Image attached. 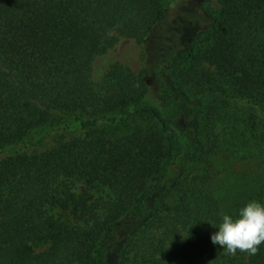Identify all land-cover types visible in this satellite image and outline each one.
<instances>
[{
  "label": "trees",
  "instance_id": "trees-1",
  "mask_svg": "<svg viewBox=\"0 0 264 264\" xmlns=\"http://www.w3.org/2000/svg\"><path fill=\"white\" fill-rule=\"evenodd\" d=\"M201 7L150 86L164 0H0V264H264L211 243L205 185L208 154L264 153V0Z\"/></svg>",
  "mask_w": 264,
  "mask_h": 264
},
{
  "label": "rangeland",
  "instance_id": "rangeland-1",
  "mask_svg": "<svg viewBox=\"0 0 264 264\" xmlns=\"http://www.w3.org/2000/svg\"><path fill=\"white\" fill-rule=\"evenodd\" d=\"M204 1L206 0H164L166 18L154 25L146 42L139 45L138 55L133 61V67L136 68L141 65L149 66L150 86L156 85L154 66L164 64L166 57L169 58L173 52L186 47L188 39L205 26L207 16L201 7ZM209 2L214 4L215 0ZM189 94L197 96L192 91ZM214 101L212 97L209 98V104ZM53 115L51 125L70 119V116L59 113ZM205 162H208L205 185L217 197L221 214L236 213L237 205L242 203L246 196L261 187L264 188V153L240 158L216 151L208 154Z\"/></svg>",
  "mask_w": 264,
  "mask_h": 264
},
{
  "label": "clouds",
  "instance_id": "clouds-1",
  "mask_svg": "<svg viewBox=\"0 0 264 264\" xmlns=\"http://www.w3.org/2000/svg\"><path fill=\"white\" fill-rule=\"evenodd\" d=\"M209 238L213 245H219L228 255H235L237 250L254 255L264 242V203L251 199L234 215L222 213Z\"/></svg>",
  "mask_w": 264,
  "mask_h": 264
},
{
  "label": "water",
  "instance_id": "water-1",
  "mask_svg": "<svg viewBox=\"0 0 264 264\" xmlns=\"http://www.w3.org/2000/svg\"><path fill=\"white\" fill-rule=\"evenodd\" d=\"M180 122H182V119L180 118V120H179Z\"/></svg>",
  "mask_w": 264,
  "mask_h": 264
}]
</instances>
